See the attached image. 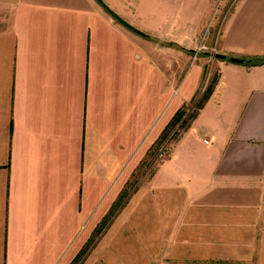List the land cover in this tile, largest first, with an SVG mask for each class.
<instances>
[{
	"label": "crops",
	"instance_id": "obj_1",
	"mask_svg": "<svg viewBox=\"0 0 264 264\" xmlns=\"http://www.w3.org/2000/svg\"><path fill=\"white\" fill-rule=\"evenodd\" d=\"M158 1L108 3L141 36L94 0H0V264H264V64L227 60L264 57V0L214 15L225 60Z\"/></svg>",
	"mask_w": 264,
	"mask_h": 264
},
{
	"label": "rangeland",
	"instance_id": "obj_2",
	"mask_svg": "<svg viewBox=\"0 0 264 264\" xmlns=\"http://www.w3.org/2000/svg\"><path fill=\"white\" fill-rule=\"evenodd\" d=\"M107 5H111L114 9H124L125 7L131 9L132 11H136L135 14H138V5H143L149 11H152V5L154 0H103ZM159 0L158 3L161 5L163 9V15L170 16L173 18L176 16L179 20V29L182 35H185L188 31H190L194 27L193 19L198 16L201 20H203V24H199V26L203 29L202 37H205L208 33L210 23L214 17V15L222 17L226 14V11L232 7L236 0ZM109 3V4H108ZM170 5H172V14ZM209 19V21H208ZM185 40V39H183ZM184 43V42H183ZM205 43V42H204ZM203 54H200L202 56ZM214 75H212L213 77ZM212 77H205V83L209 84V81ZM195 110V108H194ZM153 168V167H152ZM151 171V170H149ZM148 171V172H149ZM148 175V174H147Z\"/></svg>",
	"mask_w": 264,
	"mask_h": 264
},
{
	"label": "trees",
	"instance_id": "obj_3",
	"mask_svg": "<svg viewBox=\"0 0 264 264\" xmlns=\"http://www.w3.org/2000/svg\"><path fill=\"white\" fill-rule=\"evenodd\" d=\"M244 64L247 66H259L264 64V57H253L248 60H243ZM216 83V78H212V80L209 81V84L206 86L205 90L203 91L200 99L197 101L195 110H193L185 119L184 116L186 115L185 108L182 107L178 112L174 115L170 123L167 125V127L164 129L161 137V141L165 139L169 132H171L178 124H180V128H185L189 122L195 117L197 114V110H199L205 101L208 99L211 91L213 90V85Z\"/></svg>",
	"mask_w": 264,
	"mask_h": 264
},
{
	"label": "water",
	"instance_id": "obj_4",
	"mask_svg": "<svg viewBox=\"0 0 264 264\" xmlns=\"http://www.w3.org/2000/svg\"><path fill=\"white\" fill-rule=\"evenodd\" d=\"M111 18H113L116 22L124 26L125 28L131 30L132 32L143 36L144 33L132 26L126 20H124L121 16H119L115 11H113L103 0H94ZM216 59L225 60L226 57L221 54L215 55ZM229 62L236 63V64H243L244 61L238 58H229L227 59Z\"/></svg>",
	"mask_w": 264,
	"mask_h": 264
},
{
	"label": "built area",
	"instance_id": "obj_5",
	"mask_svg": "<svg viewBox=\"0 0 264 264\" xmlns=\"http://www.w3.org/2000/svg\"><path fill=\"white\" fill-rule=\"evenodd\" d=\"M204 41H205V37H203V38L201 39L200 43L197 45V47H196L195 50L193 51L192 58H196L197 55H199L201 52H204V51H206V52H211V54H213V56L215 55V49H214V48H213V49H210V48L204 43ZM194 107H195V106H194ZM194 107L188 112V114L191 113V112L193 111ZM186 117H187V116H185V118H186ZM176 131H177V130H175V132H176ZM175 132H173V133L171 134V136H170L168 142H167L166 144H164V145L158 150V153H157L156 157L154 158V160L152 161V163H151V167H150V168H152V167L155 165L156 161H159V160H161V159H164V158H166V157L168 156V154H169V152H168L169 142H170L171 138L173 137V135L175 134ZM205 142H207V141H205Z\"/></svg>",
	"mask_w": 264,
	"mask_h": 264
}]
</instances>
